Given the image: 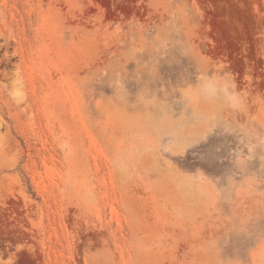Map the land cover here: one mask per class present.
I'll return each instance as SVG.
<instances>
[{"label":"rangeland","instance_id":"1","mask_svg":"<svg viewBox=\"0 0 264 264\" xmlns=\"http://www.w3.org/2000/svg\"><path fill=\"white\" fill-rule=\"evenodd\" d=\"M0 264H264V0H0Z\"/></svg>","mask_w":264,"mask_h":264}]
</instances>
